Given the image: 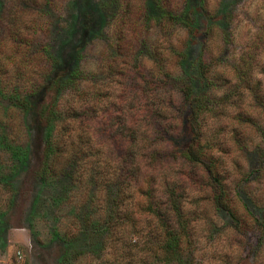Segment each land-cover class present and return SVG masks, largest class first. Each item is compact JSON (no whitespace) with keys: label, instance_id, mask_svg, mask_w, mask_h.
<instances>
[{"label":"rangeland","instance_id":"374dc122","mask_svg":"<svg viewBox=\"0 0 264 264\" xmlns=\"http://www.w3.org/2000/svg\"><path fill=\"white\" fill-rule=\"evenodd\" d=\"M116 1L115 13L101 10L107 0L2 1L7 19L24 4L33 23L17 60L38 62L42 77L51 55L79 79L39 91L27 114L0 98V264H165L147 189L176 230L179 264H264L250 219L264 216V0ZM158 7L183 22L158 18ZM40 103L48 125L34 114ZM209 163L236 224L211 204ZM124 170L130 183L114 179Z\"/></svg>","mask_w":264,"mask_h":264},{"label":"trees","instance_id":"16d2710c","mask_svg":"<svg viewBox=\"0 0 264 264\" xmlns=\"http://www.w3.org/2000/svg\"><path fill=\"white\" fill-rule=\"evenodd\" d=\"M2 1L3 0H0V98L3 99L4 102H7V105L11 108V110H19L24 114H27L35 107V97H37L39 91L53 90L57 95L58 93H62L68 89L70 90L72 87H74L72 85L79 77V74L77 71L69 72L67 70H57L56 63L58 61L56 62L54 58L51 57V55L48 57L50 58L51 62L48 61V68L46 70L47 74L42 77L41 74L43 72L40 73L38 62L34 63L31 61V63L27 62L25 64H21L20 60H17L18 56L23 57V54L26 53V50L32 47L31 41L35 37V31H33V28L31 27L33 23L29 22L27 24V20L24 18V4L22 5V10L17 9V12L11 16V21L7 19L4 14L6 5H4ZM19 1L21 0H17L16 3L19 4ZM118 7L119 4L116 0H107V3L103 5V9L101 8V10L115 13ZM157 10L158 18H162L166 22L175 23L181 22L183 20L182 14L174 15L170 11L160 10L159 7ZM7 23L9 24L6 25ZM7 52H10V54L13 55L11 62L10 58L8 59L5 55ZM36 56L37 55H34V57L37 59ZM38 71L39 73H37ZM181 92L184 100L189 103V106H193L195 115L200 113L202 105V100H200V97H192L190 88L188 86H183L181 88ZM53 104H55L54 101ZM49 107L50 108H48L47 105L40 103L37 107V111L34 113L37 118L40 121H44L46 125L49 124V120L52 118V109L51 106ZM54 116L55 115L53 111V118ZM120 126H123V124ZM46 137L47 140L42 152V156L45 161L51 150L52 144L49 133H47ZM262 142L263 143L259 147H256L257 158L259 159V169L257 172L259 174L261 173V175H264V130L262 133ZM18 147L19 145L12 147H10V145L8 146L9 151L15 155H18V151L20 150L17 149ZM181 156L186 158V160H189L191 155L190 153H185ZM211 166L212 164L209 163V174H212L211 183L215 187L212 193L211 204L217 209L226 211L234 224H236V215L231 213L227 207L228 205L223 201L224 197H226V191L223 187L222 181L220 180L219 175L215 171L211 170ZM35 174L36 177L41 181L46 180L50 172L45 162L43 163L42 161L40 168ZM114 179L115 181L118 180L122 183H130L133 181L134 175L132 171L126 173L124 170L120 174L116 172ZM146 194L148 199V204L146 206L147 212L154 216L156 224L163 229L164 237L162 242H160L158 245V248L168 256L164 258V262L165 264H179L181 262V256L179 255L178 238L175 235L176 230L167 224V220L163 215V212H160V206L157 204H152V197L149 189H147ZM168 205L170 215L175 218L177 222H182L175 192L168 194ZM262 205L264 207V197ZM250 219L258 232L259 238L264 239V216L259 219L250 217Z\"/></svg>","mask_w":264,"mask_h":264}]
</instances>
